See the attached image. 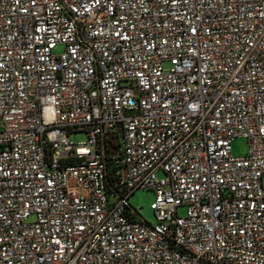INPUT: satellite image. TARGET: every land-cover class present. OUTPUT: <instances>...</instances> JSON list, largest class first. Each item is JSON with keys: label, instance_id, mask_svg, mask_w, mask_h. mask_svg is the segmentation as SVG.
Returning a JSON list of instances; mask_svg holds the SVG:
<instances>
[{"label": "built area", "instance_id": "1", "mask_svg": "<svg viewBox=\"0 0 264 264\" xmlns=\"http://www.w3.org/2000/svg\"><path fill=\"white\" fill-rule=\"evenodd\" d=\"M263 180L264 0H0V264H264Z\"/></svg>", "mask_w": 264, "mask_h": 264}, {"label": "rangeland", "instance_id": "2", "mask_svg": "<svg viewBox=\"0 0 264 264\" xmlns=\"http://www.w3.org/2000/svg\"><path fill=\"white\" fill-rule=\"evenodd\" d=\"M64 51L63 46H58L55 50L56 54H60ZM166 68L168 66L166 65ZM73 140L75 141H83L86 140L85 134H77L73 136ZM232 153L236 157H244L248 153L249 145L248 141L243 138L236 139L232 144ZM159 177L164 178L165 174L160 171ZM264 184V180H263ZM155 201V193L152 190H138L136 191L130 198H129V204L131 207L138 213V215L151 224H156L157 219L156 215L152 209V204ZM186 214V208H180L179 215L185 216Z\"/></svg>", "mask_w": 264, "mask_h": 264}, {"label": "water", "instance_id": "3", "mask_svg": "<svg viewBox=\"0 0 264 264\" xmlns=\"http://www.w3.org/2000/svg\"><path fill=\"white\" fill-rule=\"evenodd\" d=\"M117 135H118V133H115L114 134L115 137H117ZM113 143L117 145L118 144V139L117 138H114ZM112 149H114V145L112 146Z\"/></svg>", "mask_w": 264, "mask_h": 264}]
</instances>
